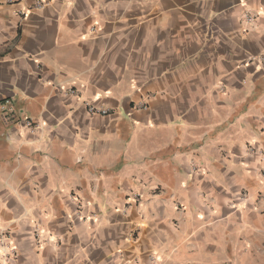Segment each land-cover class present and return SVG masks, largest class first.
Instances as JSON below:
<instances>
[{"label": "crops", "instance_id": "obj_1", "mask_svg": "<svg viewBox=\"0 0 264 264\" xmlns=\"http://www.w3.org/2000/svg\"><path fill=\"white\" fill-rule=\"evenodd\" d=\"M0 233V264H264V0H0Z\"/></svg>", "mask_w": 264, "mask_h": 264}, {"label": "built area", "instance_id": "obj_2", "mask_svg": "<svg viewBox=\"0 0 264 264\" xmlns=\"http://www.w3.org/2000/svg\"><path fill=\"white\" fill-rule=\"evenodd\" d=\"M254 19H255L254 15L249 14V13H246L245 14V20L247 22L250 23V22L254 21ZM67 93L73 95L74 97H79L78 91L75 90V89H68L67 90ZM86 111H87V113L89 115H96V114H103V113H105V111L96 109L95 107L90 106V105H87V104H86ZM22 125L26 129H28L30 131H34L35 130V127H34L33 123L31 121H29V120H25L24 122H22ZM5 239H7V237L5 236V234L0 233V245H1V248H2L1 249V252H2L1 258L3 259V261L5 263H9V258L11 256H13L14 251L5 244V242H4Z\"/></svg>", "mask_w": 264, "mask_h": 264}]
</instances>
